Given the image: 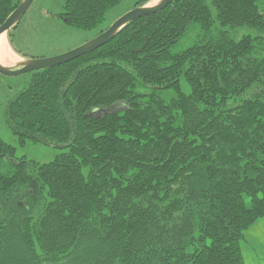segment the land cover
<instances>
[{"label": "trees", "instance_id": "16d2710c", "mask_svg": "<svg viewBox=\"0 0 264 264\" xmlns=\"http://www.w3.org/2000/svg\"><path fill=\"white\" fill-rule=\"evenodd\" d=\"M122 1L64 0L58 16L95 29ZM259 1L173 0L31 71L5 121L63 151L17 158L0 136V264H245L244 230L264 219V36L227 27L263 32ZM21 2L0 0V25Z\"/></svg>", "mask_w": 264, "mask_h": 264}, {"label": "rangeland", "instance_id": "374dc122", "mask_svg": "<svg viewBox=\"0 0 264 264\" xmlns=\"http://www.w3.org/2000/svg\"><path fill=\"white\" fill-rule=\"evenodd\" d=\"M136 1L123 0L109 11L102 25L95 29L85 30L70 26L59 18L58 14L63 11L64 0H33L22 19L11 28L12 45L19 53L10 46L15 61L7 66H18L26 59L50 58L85 44L98 36L101 30H106L119 17L135 8ZM160 1L152 0L149 5ZM259 4L262 12H264V0H260ZM212 12L214 15L216 14L214 6H212ZM227 29L236 38L244 35L255 36L260 34L264 36V31L257 32L249 26L227 27ZM194 34V32H191L186 36L173 51H180L188 47L192 43ZM6 36L9 44L8 32H6ZM31 77V72L17 76H7L0 73V136L5 142L16 148L15 156L17 158L25 157L28 160L45 163L52 161L63 150L42 143H35L31 140H27L22 144L5 121L6 105L21 89L30 83ZM141 89L148 92L151 91L150 88L145 86H141ZM185 90L189 91L187 84H185ZM159 94L169 99L174 95V92L172 90H164L159 91ZM125 107V105L117 104L98 113L122 110ZM240 247L245 264H264L263 218L257 219L253 225L244 230V237L240 241Z\"/></svg>", "mask_w": 264, "mask_h": 264}, {"label": "water", "instance_id": "95a60500", "mask_svg": "<svg viewBox=\"0 0 264 264\" xmlns=\"http://www.w3.org/2000/svg\"><path fill=\"white\" fill-rule=\"evenodd\" d=\"M172 1L173 0H161L154 5L147 4L144 6H137L115 20L106 30L101 32L94 39L66 53L50 58L26 59V61L21 62L18 66H7L0 63V73L7 76H17L27 72L53 67L68 62L83 54L92 52L113 39L114 36L129 22L149 14L160 12ZM32 2L33 0H22L19 6L0 25V35L8 32L22 19Z\"/></svg>", "mask_w": 264, "mask_h": 264}, {"label": "bare ground", "instance_id": "6f19581e", "mask_svg": "<svg viewBox=\"0 0 264 264\" xmlns=\"http://www.w3.org/2000/svg\"><path fill=\"white\" fill-rule=\"evenodd\" d=\"M156 2H153L150 5H154ZM13 61H15V58L12 54L10 45L8 44L6 33H3L0 35V63L3 65H8Z\"/></svg>", "mask_w": 264, "mask_h": 264}]
</instances>
